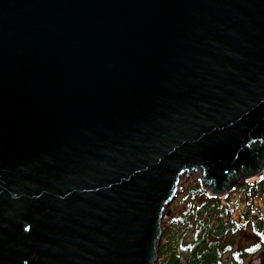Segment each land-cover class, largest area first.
<instances>
[{
  "label": "water",
  "instance_id": "water-1",
  "mask_svg": "<svg viewBox=\"0 0 264 264\" xmlns=\"http://www.w3.org/2000/svg\"><path fill=\"white\" fill-rule=\"evenodd\" d=\"M198 170H264V0H0V264H156Z\"/></svg>",
  "mask_w": 264,
  "mask_h": 264
},
{
  "label": "trees",
  "instance_id": "trees-1",
  "mask_svg": "<svg viewBox=\"0 0 264 264\" xmlns=\"http://www.w3.org/2000/svg\"><path fill=\"white\" fill-rule=\"evenodd\" d=\"M178 204V213L163 217L156 264H243L264 248V170L223 196L192 184ZM245 232L251 240L235 249Z\"/></svg>",
  "mask_w": 264,
  "mask_h": 264
},
{
  "label": "rangeland",
  "instance_id": "rangeland-1",
  "mask_svg": "<svg viewBox=\"0 0 264 264\" xmlns=\"http://www.w3.org/2000/svg\"><path fill=\"white\" fill-rule=\"evenodd\" d=\"M200 177V171H196L193 172L192 174H190L187 178H185L183 176V182H181V184L179 185L180 187H182V191L178 192L176 198L168 205V209L171 213H178L181 208L182 205L178 204V201L181 197V195L183 194L184 190H186L190 185L195 184V183H200L199 180ZM185 178V179H184ZM248 231V230H247ZM249 232V231H248ZM245 232L242 234H239L236 239H235V245L234 248L236 249V247H238L240 243L244 242L247 243L249 242L251 239L249 237V233ZM190 237V235H189ZM224 258H227V256H224ZM249 261V262H253L254 264H264V248H262L258 253H256L255 255H250L245 259V263Z\"/></svg>",
  "mask_w": 264,
  "mask_h": 264
},
{
  "label": "flooded vegetation",
  "instance_id": "flooded-vegetation-1",
  "mask_svg": "<svg viewBox=\"0 0 264 264\" xmlns=\"http://www.w3.org/2000/svg\"><path fill=\"white\" fill-rule=\"evenodd\" d=\"M225 259H227V258H225ZM244 263H245V262H244ZM244 263H243V264H244ZM249 263H250L249 261L246 262V264H249Z\"/></svg>",
  "mask_w": 264,
  "mask_h": 264
}]
</instances>
